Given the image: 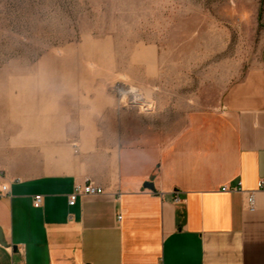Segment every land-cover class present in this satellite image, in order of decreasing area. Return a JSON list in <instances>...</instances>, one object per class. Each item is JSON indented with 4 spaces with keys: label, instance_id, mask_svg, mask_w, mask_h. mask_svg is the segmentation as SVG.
Here are the masks:
<instances>
[{
    "label": "rangeland",
    "instance_id": "374dc122",
    "mask_svg": "<svg viewBox=\"0 0 264 264\" xmlns=\"http://www.w3.org/2000/svg\"><path fill=\"white\" fill-rule=\"evenodd\" d=\"M263 54L264 0H0V184L53 172L60 138L167 141Z\"/></svg>",
    "mask_w": 264,
    "mask_h": 264
},
{
    "label": "crops",
    "instance_id": "0c3cea01",
    "mask_svg": "<svg viewBox=\"0 0 264 264\" xmlns=\"http://www.w3.org/2000/svg\"><path fill=\"white\" fill-rule=\"evenodd\" d=\"M130 128L60 138L53 172L6 179L20 181L0 196V264H264V54L167 141ZM86 179L104 192L70 207Z\"/></svg>",
    "mask_w": 264,
    "mask_h": 264
},
{
    "label": "built area",
    "instance_id": "2783aa9c",
    "mask_svg": "<svg viewBox=\"0 0 264 264\" xmlns=\"http://www.w3.org/2000/svg\"><path fill=\"white\" fill-rule=\"evenodd\" d=\"M76 147V145H75ZM20 179H12V180H5L0 184V196L1 197H8L11 194V184L13 182H19ZM241 184H239V187ZM229 188V187H224L223 191H239L240 188ZM259 187L263 188L264 187V179L260 181ZM104 191L102 188L98 187L93 181L90 179H86L84 183L82 184H76L74 187L73 193L69 196V206L73 207L76 205L77 200L79 197L82 196H94V195H99L102 194ZM178 201H180L179 198H177ZM43 197L42 196H36L34 199V207L35 208H40L42 205ZM254 196H251L249 199V205L250 209L254 210Z\"/></svg>",
    "mask_w": 264,
    "mask_h": 264
},
{
    "label": "bare ground",
    "instance_id": "6f19581e",
    "mask_svg": "<svg viewBox=\"0 0 264 264\" xmlns=\"http://www.w3.org/2000/svg\"><path fill=\"white\" fill-rule=\"evenodd\" d=\"M129 93L131 95L132 102H135V103H146L143 94L138 92L136 89H131L129 91Z\"/></svg>",
    "mask_w": 264,
    "mask_h": 264
},
{
    "label": "water",
    "instance_id": "95a60500",
    "mask_svg": "<svg viewBox=\"0 0 264 264\" xmlns=\"http://www.w3.org/2000/svg\"><path fill=\"white\" fill-rule=\"evenodd\" d=\"M145 188L150 189V190H154V186L152 184H149V183L145 184Z\"/></svg>",
    "mask_w": 264,
    "mask_h": 264
}]
</instances>
